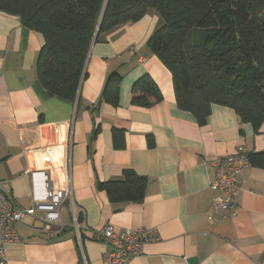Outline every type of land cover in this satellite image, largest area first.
Masks as SVG:
<instances>
[{
  "label": "crops",
  "instance_id": "0c3cea01",
  "mask_svg": "<svg viewBox=\"0 0 264 264\" xmlns=\"http://www.w3.org/2000/svg\"><path fill=\"white\" fill-rule=\"evenodd\" d=\"M161 25L148 10L136 23L97 34L71 103L48 96L37 80L42 35L0 12V182L22 209L34 207L32 174L69 193L63 229L53 237L36 217L15 224L18 241L5 246L7 264H106L105 244L92 237L106 225L157 231L158 241L127 264H264V165L249 161L239 173L234 220L221 213L206 219L220 195L210 190V162L240 150L264 152V121L254 127L220 105L203 121L180 110L169 70L146 46ZM112 73L121 77L116 106L100 101ZM144 75L162 100L133 106L131 87ZM126 171L146 180L140 202H114L99 188L122 181Z\"/></svg>",
  "mask_w": 264,
  "mask_h": 264
},
{
  "label": "trees",
  "instance_id": "16d2710c",
  "mask_svg": "<svg viewBox=\"0 0 264 264\" xmlns=\"http://www.w3.org/2000/svg\"><path fill=\"white\" fill-rule=\"evenodd\" d=\"M148 10L162 25L146 46L169 70L180 110L203 121L220 105L254 127L264 121V0H0V12L43 37L36 76L47 95L71 103L97 34L136 23ZM120 83L110 74L100 101L116 106ZM131 96L138 107L162 100L148 75L133 83ZM249 161L264 165V152ZM145 183L126 171L122 181L99 188L114 202H140Z\"/></svg>",
  "mask_w": 264,
  "mask_h": 264
},
{
  "label": "built area",
  "instance_id": "2783aa9c",
  "mask_svg": "<svg viewBox=\"0 0 264 264\" xmlns=\"http://www.w3.org/2000/svg\"><path fill=\"white\" fill-rule=\"evenodd\" d=\"M209 165L214 174L210 190L219 192L220 195L212 199L206 219L211 220L214 213H221L226 220H234L237 217V197L240 191L238 175L249 166V156L246 151L240 150L218 158ZM32 181L34 186L31 196L34 207L30 209L16 206L5 183L0 182V264H7L5 246L18 241L14 226L24 218L36 217L40 220L42 232L49 238L63 229L60 223L61 211L69 193L51 186L43 173L32 174ZM72 219L76 239L80 241V227L73 210ZM54 227H58V230H54ZM92 237H98L105 244L107 250L103 261L106 264H127L143 254L146 244L158 241L155 228L116 230L111 225L104 226L97 233H93Z\"/></svg>",
  "mask_w": 264,
  "mask_h": 264
}]
</instances>
